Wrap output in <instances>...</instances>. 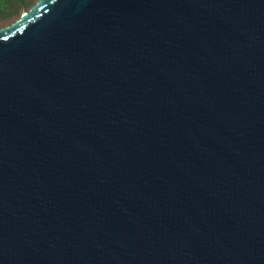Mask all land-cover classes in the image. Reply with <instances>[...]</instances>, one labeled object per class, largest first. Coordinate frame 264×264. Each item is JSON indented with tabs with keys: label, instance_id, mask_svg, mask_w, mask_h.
<instances>
[{
	"label": "water",
	"instance_id": "95a60500",
	"mask_svg": "<svg viewBox=\"0 0 264 264\" xmlns=\"http://www.w3.org/2000/svg\"><path fill=\"white\" fill-rule=\"evenodd\" d=\"M0 264H264V0L1 28Z\"/></svg>",
	"mask_w": 264,
	"mask_h": 264
},
{
	"label": "trees",
	"instance_id": "16d2710c",
	"mask_svg": "<svg viewBox=\"0 0 264 264\" xmlns=\"http://www.w3.org/2000/svg\"><path fill=\"white\" fill-rule=\"evenodd\" d=\"M39 0H0V29L19 20Z\"/></svg>",
	"mask_w": 264,
	"mask_h": 264
}]
</instances>
